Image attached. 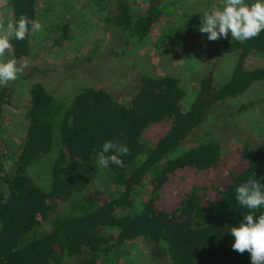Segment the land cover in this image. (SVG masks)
I'll list each match as a JSON object with an SVG mask.
<instances>
[{"label": "trees", "instance_id": "16d2710c", "mask_svg": "<svg viewBox=\"0 0 264 264\" xmlns=\"http://www.w3.org/2000/svg\"><path fill=\"white\" fill-rule=\"evenodd\" d=\"M7 1L11 22L21 15L36 19L37 0ZM91 2L98 8L112 3L104 21L137 40L148 37L163 13L162 3L134 10L128 0ZM189 17L164 30L153 47L160 49L167 41L186 47L190 32L200 27L196 15ZM58 29L54 47L69 38L67 23ZM32 35L22 41L11 39L7 59L23 65ZM204 38L203 46L198 45L199 58L193 59L197 65L209 44L207 35ZM220 51L232 59L227 75L216 82L213 65L207 63L186 107H181L185 92L171 74H139L125 103L101 86L82 87L64 102L41 82L32 81L23 136L14 152L0 148V264H62L61 255L78 264H98L106 249L137 238L144 240L151 259L162 255L167 264H251L248 252L232 250L234 238L228 228L238 226L249 212L254 219L264 213V207L249 210L235 198L236 187L249 179L264 185V137L244 142L236 158L227 154L221 159L213 140L181 148L215 102L264 81V62L243 65L249 54L264 57V31L244 43L224 39ZM23 72L30 75L26 67ZM12 93V81L0 87V127ZM116 139L129 154L120 157L122 166H101L98 154L103 143ZM177 148L181 152L173 153ZM43 158L46 188L28 174L29 167ZM100 173L102 183L95 186ZM140 190L138 208L132 210L133 195Z\"/></svg>", "mask_w": 264, "mask_h": 264}, {"label": "rangeland", "instance_id": "374dc122", "mask_svg": "<svg viewBox=\"0 0 264 264\" xmlns=\"http://www.w3.org/2000/svg\"><path fill=\"white\" fill-rule=\"evenodd\" d=\"M128 1L134 10H140L149 3H162L161 18L155 22L150 34L143 40L127 37L122 31L113 28L109 21H104V17L113 9L112 3L107 7L98 8L99 6L95 7L96 4L91 0L36 1L35 20L40 22L42 30L32 35L29 50L22 63L30 70V75L23 76L25 73L22 71L17 79L12 81L13 93L1 117L0 148L6 153L14 152L23 136L26 94L32 81L41 82L47 91L64 102H68L74 92L82 87L101 86L113 99L125 103L136 88L139 74H171L178 78L185 92L181 107H186L198 85L201 73L207 68V63L213 65L216 82H220L219 80L227 75L232 59L221 55L220 41L232 39L230 32L227 38L209 41L204 50V55L209 56L207 59L200 56L205 59L203 62L200 59L198 65L193 59L195 56L199 58L201 47L198 45L200 42L202 45L204 34L207 35L199 32L198 27L190 32L186 47L171 45L168 41L160 49L152 45L168 27L192 19L190 15H196L201 21L200 14L205 10L223 7L224 0ZM246 2L251 4L254 0ZM180 5L185 8V12L181 10ZM0 22L5 26L11 22L7 0H0ZM63 23L68 24L69 38L54 47L52 41L59 35L58 26ZM88 52H92V55L89 56ZM4 59L7 60L6 55ZM263 62L264 57L249 54L244 58L243 65L250 68ZM262 137L264 81H256L244 93L215 102L207 118L191 130L181 148L195 147L197 144L213 140L218 143L217 152L221 159L227 154L236 158L244 142L252 143ZM181 150L177 148L173 153L178 154ZM45 166L43 158L28 169V174L43 188H46L48 182L47 174L43 171ZM96 173L98 174L99 170ZM101 175L100 173L94 178L95 186L102 183L104 174ZM141 197V190L133 195L132 210L138 208ZM69 202L61 207L65 210ZM143 241L137 238L113 245L100 255L98 264H167V259L162 255L158 259H151ZM60 261L62 264H78L77 259L66 255H61Z\"/></svg>", "mask_w": 264, "mask_h": 264}, {"label": "clouds", "instance_id": "9594fccd", "mask_svg": "<svg viewBox=\"0 0 264 264\" xmlns=\"http://www.w3.org/2000/svg\"><path fill=\"white\" fill-rule=\"evenodd\" d=\"M200 15L198 31L206 33L209 41L227 38L230 32L233 40L244 43L264 31V0H254L251 4L246 0H224L223 7L205 10ZM41 30L39 21L24 15L15 22H8L6 26L0 22V87L15 81L23 67H26L19 65L16 59H4L6 51L12 49L11 39L22 41L28 35ZM109 153L112 154L106 155ZM128 154L129 149L119 139L109 140L103 143L98 161L103 167H108L110 163L122 166L120 157ZM235 193L237 202L249 210L264 207V185L257 179H249L239 184ZM228 232L234 238V243L231 244L233 251L239 254L248 252L251 264H264V213L254 219V213L249 212L238 226L228 228Z\"/></svg>", "mask_w": 264, "mask_h": 264}]
</instances>
